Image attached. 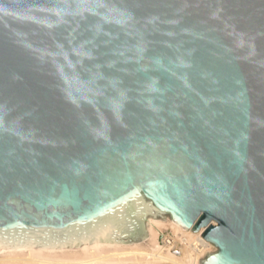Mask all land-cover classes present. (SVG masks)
<instances>
[{
    "label": "water",
    "instance_id": "water-1",
    "mask_svg": "<svg viewBox=\"0 0 264 264\" xmlns=\"http://www.w3.org/2000/svg\"><path fill=\"white\" fill-rule=\"evenodd\" d=\"M149 216L264 264V0H0V250Z\"/></svg>",
    "mask_w": 264,
    "mask_h": 264
},
{
    "label": "bare ground",
    "instance_id": "bare-ground-1",
    "mask_svg": "<svg viewBox=\"0 0 264 264\" xmlns=\"http://www.w3.org/2000/svg\"><path fill=\"white\" fill-rule=\"evenodd\" d=\"M149 237L133 244L101 243L76 248H2L0 264H200L217 247L202 233L167 220L147 217Z\"/></svg>",
    "mask_w": 264,
    "mask_h": 264
}]
</instances>
